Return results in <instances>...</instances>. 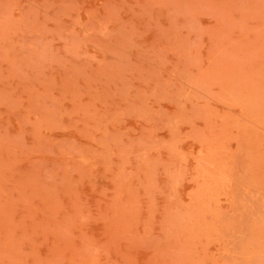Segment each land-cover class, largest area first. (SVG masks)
<instances>
[{
  "label": "rangeland",
  "instance_id": "obj_1",
  "mask_svg": "<svg viewBox=\"0 0 264 264\" xmlns=\"http://www.w3.org/2000/svg\"><path fill=\"white\" fill-rule=\"evenodd\" d=\"M0 264H264V0H0Z\"/></svg>",
  "mask_w": 264,
  "mask_h": 264
}]
</instances>
